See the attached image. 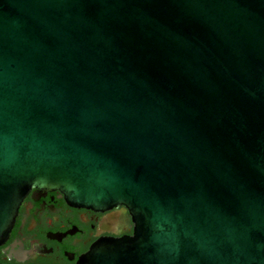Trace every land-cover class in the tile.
<instances>
[{
    "label": "water",
    "instance_id": "95a60500",
    "mask_svg": "<svg viewBox=\"0 0 264 264\" xmlns=\"http://www.w3.org/2000/svg\"><path fill=\"white\" fill-rule=\"evenodd\" d=\"M30 189L127 210L75 264H264V0H0V245Z\"/></svg>",
    "mask_w": 264,
    "mask_h": 264
},
{
    "label": "flooded vegetation",
    "instance_id": "af4514ba",
    "mask_svg": "<svg viewBox=\"0 0 264 264\" xmlns=\"http://www.w3.org/2000/svg\"><path fill=\"white\" fill-rule=\"evenodd\" d=\"M122 207L94 211L66 204L56 191L30 189L0 245V264H75L99 237L130 236Z\"/></svg>",
    "mask_w": 264,
    "mask_h": 264
}]
</instances>
